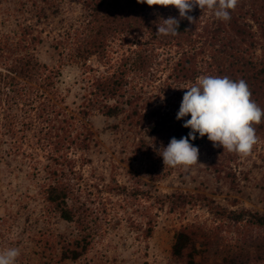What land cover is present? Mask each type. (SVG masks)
Returning <instances> with one entry per match:
<instances>
[{
	"label": "rangeland",
	"instance_id": "rangeland-1",
	"mask_svg": "<svg viewBox=\"0 0 264 264\" xmlns=\"http://www.w3.org/2000/svg\"><path fill=\"white\" fill-rule=\"evenodd\" d=\"M85 1H0V70L26 51L50 67H57L63 59L64 101L59 102L72 116L73 134L85 125L93 133L88 151L68 141L65 162L56 163L58 132L62 130L59 119L51 116L48 121L35 114L42 100L35 102L31 112L26 102L19 100L11 108L4 101L0 111V252L16 247L21 252L17 264H42L48 240L53 244L61 235L76 233L73 224L48 213L42 197V185L49 183L46 171L57 167L74 169L71 181L90 203L98 223L87 255L65 264H171L178 229L192 224L211 228L219 221L201 205L171 211L160 197L173 192L201 194L231 209L264 212V138H257L246 156L201 140L200 163L165 166L161 148L150 142L146 132L150 118L141 125L136 122L153 110L179 111L186 88L193 85L177 78L173 71L183 55V49L176 46L155 48L150 71L130 78L128 96L133 106L128 104L123 114L110 118L92 110L89 118L82 120L81 109L93 78L113 72L122 57L146 39H113L104 64L86 73L66 64L75 40L87 25ZM214 17L209 10L205 22ZM6 46L17 51L11 53ZM261 48L262 42L257 55ZM196 62L201 77L208 57L200 54ZM142 141L148 142L147 146L143 147ZM137 190L139 194L134 195ZM149 226L153 235L145 238L143 230ZM230 235L232 239L236 236L235 232Z\"/></svg>",
	"mask_w": 264,
	"mask_h": 264
},
{
	"label": "trees",
	"instance_id": "trees-1",
	"mask_svg": "<svg viewBox=\"0 0 264 264\" xmlns=\"http://www.w3.org/2000/svg\"><path fill=\"white\" fill-rule=\"evenodd\" d=\"M85 2L87 25L75 40L66 64L76 65L86 73L104 64L113 39H146L138 41L135 49L122 57L113 72L93 78L81 109L82 120L92 110L116 118L125 112L128 104L133 106L131 96H128L130 78L150 71L154 50L161 46L183 49V55L173 70L177 78L194 84L200 76L196 62L198 55L205 54L208 62L202 76L245 80L252 100L264 109V0H238L236 8L230 10L229 21L214 17L208 22H205V16L209 10H202L198 6L189 13L193 17L189 21L180 18L179 10L174 6L149 5L144 0ZM170 16L180 20L179 33L176 36L158 35L159 20ZM261 42L262 52L257 55L256 50ZM6 48L11 53L17 51V48ZM62 60L57 67H50L35 53L26 51L0 70V111L4 101H8L11 107L21 100L26 102L31 112L35 102L42 100L35 114L48 121H51V116L59 119L62 130L58 132V156L54 160L60 164L65 162L64 150L68 141L82 151H88L93 136L86 125L83 129L78 127L73 134L72 116L60 104L64 101L62 66L65 63ZM133 112L139 114L137 109ZM177 113L153 110L143 114L136 124L141 125L142 120L150 118L146 132L150 142L163 151L162 147H167L172 138L180 139L191 131L183 126L184 120H177ZM186 119H190V116ZM253 127L257 138H264V119ZM196 135L194 141L190 140L195 146H199L201 140L210 141L207 136L201 138L198 133ZM147 144L142 141L143 147ZM46 172L49 183L42 185V197L48 213L55 214L67 224H73L76 233L72 236L61 235L53 244L48 240L42 250L41 259L45 260L42 264L77 262L87 255L97 236L98 223L94 210L88 200L75 190L70 178L74 169L67 171L53 167ZM231 175L235 176L233 173ZM139 192L134 191V195ZM160 200L171 211L201 205L219 221L211 228L192 224L178 229L171 248V264H264V212L246 207L231 209L201 194L173 192L161 196ZM234 232L236 236L232 239L230 234ZM143 234L145 238H151L153 227H147Z\"/></svg>",
	"mask_w": 264,
	"mask_h": 264
},
{
	"label": "clouds",
	"instance_id": "clouds-1",
	"mask_svg": "<svg viewBox=\"0 0 264 264\" xmlns=\"http://www.w3.org/2000/svg\"><path fill=\"white\" fill-rule=\"evenodd\" d=\"M149 5L174 6L180 18L193 17L189 13L197 6L202 10H212L217 19L229 21L230 10H234L238 0H144ZM180 20L174 17L160 19L158 35L176 36ZM177 120H184L183 126L190 128L187 136L172 138L160 154L165 166H191L199 162V148L190 140L207 138L215 146L223 147L243 156L249 155L257 144L254 124L264 119V109L252 100V93L243 79L233 80L227 76L205 75L186 88ZM190 116V119H186ZM160 152V150H159ZM200 163V162H199ZM21 255L19 248L12 247L0 252V264H17Z\"/></svg>",
	"mask_w": 264,
	"mask_h": 264
}]
</instances>
